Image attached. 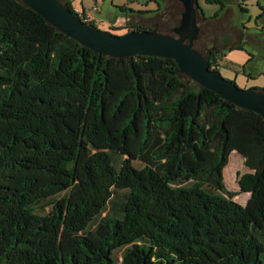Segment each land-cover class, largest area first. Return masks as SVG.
Returning <instances> with one entry per match:
<instances>
[{
	"label": "trees",
	"instance_id": "obj_1",
	"mask_svg": "<svg viewBox=\"0 0 264 264\" xmlns=\"http://www.w3.org/2000/svg\"><path fill=\"white\" fill-rule=\"evenodd\" d=\"M122 247V264H264V117L172 58L107 57L0 0V264H116Z\"/></svg>",
	"mask_w": 264,
	"mask_h": 264
},
{
	"label": "water",
	"instance_id": "obj_2",
	"mask_svg": "<svg viewBox=\"0 0 264 264\" xmlns=\"http://www.w3.org/2000/svg\"><path fill=\"white\" fill-rule=\"evenodd\" d=\"M42 16L50 25L85 47L107 57L129 58L136 55L174 59L182 74L204 88L213 90L238 107L264 117V90L240 88L221 72L211 69L210 61L196 47L200 33L198 0H180L184 6L175 34L156 28L124 34L101 30L83 21L81 16L60 0H19Z\"/></svg>",
	"mask_w": 264,
	"mask_h": 264
},
{
	"label": "rangeland",
	"instance_id": "obj_3",
	"mask_svg": "<svg viewBox=\"0 0 264 264\" xmlns=\"http://www.w3.org/2000/svg\"><path fill=\"white\" fill-rule=\"evenodd\" d=\"M113 1L117 4L119 0H99V4L105 3L108 7ZM140 1L149 5L148 9L152 11L158 9L159 3L164 6V0ZM198 1L204 17L199 13L202 29L199 41H196L197 47L205 54H208V50L222 52L219 70L226 79L236 81L240 88L264 90V0H219L226 5L223 11H220L221 4L215 0ZM79 2L80 0H75L72 6L78 8L81 5ZM87 3L88 12L97 5L95 0H88ZM98 11L97 19L102 16ZM183 11L184 6L180 0H169L163 10L147 21L151 26L159 22L163 31H170L180 24ZM96 25L101 30L110 31L103 23L98 22ZM123 31L125 29L115 32ZM229 166L231 173L227 179L226 169ZM251 171L246 167L243 157L234 151L224 170L227 189L240 192L239 174ZM249 196L250 193L241 192L235 199L241 204H246ZM125 249L122 247L115 251L116 264H122Z\"/></svg>",
	"mask_w": 264,
	"mask_h": 264
},
{
	"label": "crops",
	"instance_id": "obj_4",
	"mask_svg": "<svg viewBox=\"0 0 264 264\" xmlns=\"http://www.w3.org/2000/svg\"><path fill=\"white\" fill-rule=\"evenodd\" d=\"M87 1L88 0H80L79 4L86 7L88 4ZM134 1L135 3L133 4ZM166 1L169 2V0H164L163 7L159 3L158 9L156 11H152L148 9L149 5L142 3L140 0H119L117 4L115 1H113V4L108 7L105 5V3L99 4V0H95V4H97L96 6H98L99 10L98 14L101 12L100 15H102L100 18H98V22L103 23L107 28H110V26L114 24L123 25L125 20L130 21L131 23H138L152 27L147 20L153 19L156 14L163 10L165 8ZM121 6H125L128 9H132L133 11L122 12L119 9Z\"/></svg>",
	"mask_w": 264,
	"mask_h": 264
},
{
	"label": "built area",
	"instance_id": "obj_5",
	"mask_svg": "<svg viewBox=\"0 0 264 264\" xmlns=\"http://www.w3.org/2000/svg\"><path fill=\"white\" fill-rule=\"evenodd\" d=\"M76 13H78L81 18L83 19L84 22L88 23V24H91L93 23L94 21H96V11H97V8L94 7L92 11H83L82 9H79V8H75L74 10ZM126 21V20H125Z\"/></svg>",
	"mask_w": 264,
	"mask_h": 264
},
{
	"label": "flooded vegetation",
	"instance_id": "obj_6",
	"mask_svg": "<svg viewBox=\"0 0 264 264\" xmlns=\"http://www.w3.org/2000/svg\"><path fill=\"white\" fill-rule=\"evenodd\" d=\"M198 25H199V27H200V32H201V29H202V23L200 22V20H199V15H198ZM152 28H156L158 31H162V32H166V31H163L162 29H161V24L159 23V22H156V24L154 25V26H152ZM200 36V35H199ZM199 36H198V39H199ZM196 40L197 42L199 41V40ZM197 44V43H196ZM211 52H210V50H208V54L207 55H209Z\"/></svg>",
	"mask_w": 264,
	"mask_h": 264
}]
</instances>
